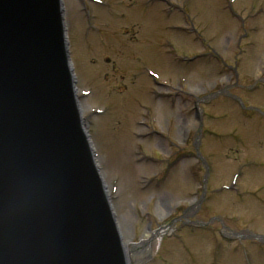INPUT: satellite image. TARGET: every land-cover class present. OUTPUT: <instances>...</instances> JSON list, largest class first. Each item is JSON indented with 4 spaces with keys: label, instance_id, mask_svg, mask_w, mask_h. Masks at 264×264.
I'll return each mask as SVG.
<instances>
[{
    "label": "rangeland",
    "instance_id": "obj_1",
    "mask_svg": "<svg viewBox=\"0 0 264 264\" xmlns=\"http://www.w3.org/2000/svg\"><path fill=\"white\" fill-rule=\"evenodd\" d=\"M166 1L152 0L150 31L127 28L132 41L122 25L109 40L99 28L83 35L80 0H62L77 98L116 220L130 243L161 231L140 264H264V0Z\"/></svg>",
    "mask_w": 264,
    "mask_h": 264
},
{
    "label": "water",
    "instance_id": "obj_2",
    "mask_svg": "<svg viewBox=\"0 0 264 264\" xmlns=\"http://www.w3.org/2000/svg\"><path fill=\"white\" fill-rule=\"evenodd\" d=\"M0 264H128L74 98L61 0H0Z\"/></svg>",
    "mask_w": 264,
    "mask_h": 264
},
{
    "label": "flooded vegetation",
    "instance_id": "obj_3",
    "mask_svg": "<svg viewBox=\"0 0 264 264\" xmlns=\"http://www.w3.org/2000/svg\"><path fill=\"white\" fill-rule=\"evenodd\" d=\"M80 3L82 11L85 12L84 16L87 18L90 15L88 11H93V6L91 5L90 7H87L86 3L92 4L93 2H86L85 0H80ZM147 3V0H114L113 3H108V1H106L105 5H100L103 8V10L100 9L99 11L102 13V15L100 14L101 17H99V15L97 14L98 10H96L94 13L92 12L91 14V16L96 17V19L100 23V38L109 40L112 37L113 33L116 34L115 25L127 22V20L130 22V26L133 29H137L138 32H140V29L142 31H144L145 29L149 30L150 26L144 19L146 15H149ZM94 4L97 5V3H93V5ZM120 36L122 37L121 34ZM130 38L132 39V37ZM127 41L128 40L124 42L120 41L121 44H123L122 47L127 46ZM131 57L136 59L135 56ZM106 62H108V60ZM139 74H141L139 71H134L130 73L129 76L135 77Z\"/></svg>",
    "mask_w": 264,
    "mask_h": 264
},
{
    "label": "bare ground",
    "instance_id": "obj_4",
    "mask_svg": "<svg viewBox=\"0 0 264 264\" xmlns=\"http://www.w3.org/2000/svg\"><path fill=\"white\" fill-rule=\"evenodd\" d=\"M119 224V223H118ZM121 239L125 245L127 252L128 264H140L141 260L147 253L152 251L153 244L155 243L156 236L161 235V231L146 233L139 243H130V230L128 225L124 228L118 225Z\"/></svg>",
    "mask_w": 264,
    "mask_h": 264
}]
</instances>
